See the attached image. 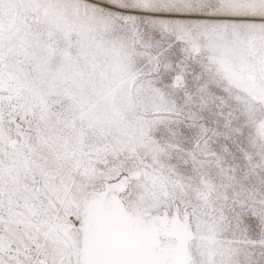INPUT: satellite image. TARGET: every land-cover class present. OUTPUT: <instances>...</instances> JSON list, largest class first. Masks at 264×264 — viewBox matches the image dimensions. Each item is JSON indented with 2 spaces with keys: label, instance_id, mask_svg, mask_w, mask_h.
Listing matches in <instances>:
<instances>
[{
  "label": "snow or ice",
  "instance_id": "obj_1",
  "mask_svg": "<svg viewBox=\"0 0 264 264\" xmlns=\"http://www.w3.org/2000/svg\"><path fill=\"white\" fill-rule=\"evenodd\" d=\"M0 264H264V0H0Z\"/></svg>",
  "mask_w": 264,
  "mask_h": 264
}]
</instances>
